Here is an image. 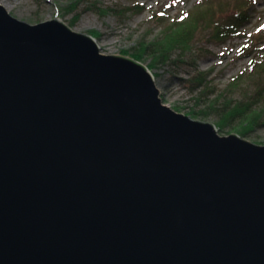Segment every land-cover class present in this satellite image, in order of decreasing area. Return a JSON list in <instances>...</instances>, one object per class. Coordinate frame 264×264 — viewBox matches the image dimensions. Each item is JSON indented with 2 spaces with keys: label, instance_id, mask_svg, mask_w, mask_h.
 <instances>
[{
  "label": "water",
  "instance_id": "1",
  "mask_svg": "<svg viewBox=\"0 0 264 264\" xmlns=\"http://www.w3.org/2000/svg\"><path fill=\"white\" fill-rule=\"evenodd\" d=\"M0 264H264V147L0 5Z\"/></svg>",
  "mask_w": 264,
  "mask_h": 264
},
{
  "label": "rangeland",
  "instance_id": "2",
  "mask_svg": "<svg viewBox=\"0 0 264 264\" xmlns=\"http://www.w3.org/2000/svg\"><path fill=\"white\" fill-rule=\"evenodd\" d=\"M0 5L29 25L53 16L71 30L93 37L102 55L138 62L154 76L162 103L195 121L215 126L220 119L214 113L195 119L190 112L214 102L220 114L223 106L264 89V69L252 74V66L264 61V0H0ZM195 11H204L209 25L199 27L194 52L183 58L185 63L149 69V57L137 59L143 45L160 44L168 24L182 16L187 20ZM221 30L227 34L217 35ZM189 73L203 74L210 84L200 105L194 100L199 90L192 92L185 84ZM238 127L232 121L229 127L216 129L221 137L233 134L264 147V123L245 138Z\"/></svg>",
  "mask_w": 264,
  "mask_h": 264
},
{
  "label": "trees",
  "instance_id": "3",
  "mask_svg": "<svg viewBox=\"0 0 264 264\" xmlns=\"http://www.w3.org/2000/svg\"><path fill=\"white\" fill-rule=\"evenodd\" d=\"M209 4L210 3H207L205 7H208ZM243 11L244 10L240 11L238 15L242 14ZM203 14L204 11H195L187 20H185L186 18H183L180 19V21H173L168 24V27L164 30L165 35L160 44L156 45L151 43L149 45H143L142 48H140L141 50L139 49L137 51V59L139 60L141 57H149L151 62L149 64V69H153L157 66L185 63L183 58L185 59L186 57L191 56L192 52H194L193 45L195 44V35L199 27H201V24L203 27L209 25L208 19L204 17ZM157 20L162 22L161 18H157ZM225 33L226 32L223 33L221 30L217 35H226L227 33ZM258 63H255L256 65L252 66V74H255L254 72L259 73L264 69V61L259 60ZM189 74L190 78L185 80V84L188 83L190 91L193 89L192 92H196L197 89L199 90L194 100L198 102L197 105H200V101L206 98V93L211 91L209 88L210 84L207 82V78L203 74ZM244 100L245 101H239L235 105L231 102L223 106L220 114L218 113L216 103L209 102L206 108L197 112L192 110L189 115H192V118L199 119V117L205 118L208 115H211V113H214L220 119V121L215 124L218 131H221L223 127H229L232 121H236V127H241L239 135L245 138L253 129L262 126L264 123V89L257 90L252 96L250 95V97L245 98Z\"/></svg>",
  "mask_w": 264,
  "mask_h": 264
},
{
  "label": "snow or ice",
  "instance_id": "4",
  "mask_svg": "<svg viewBox=\"0 0 264 264\" xmlns=\"http://www.w3.org/2000/svg\"><path fill=\"white\" fill-rule=\"evenodd\" d=\"M186 15V14H185ZM184 17L182 16L181 19H183Z\"/></svg>",
  "mask_w": 264,
  "mask_h": 264
},
{
  "label": "bare ground",
  "instance_id": "5",
  "mask_svg": "<svg viewBox=\"0 0 264 264\" xmlns=\"http://www.w3.org/2000/svg\"><path fill=\"white\" fill-rule=\"evenodd\" d=\"M161 99V98H160Z\"/></svg>",
  "mask_w": 264,
  "mask_h": 264
}]
</instances>
